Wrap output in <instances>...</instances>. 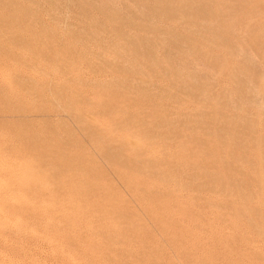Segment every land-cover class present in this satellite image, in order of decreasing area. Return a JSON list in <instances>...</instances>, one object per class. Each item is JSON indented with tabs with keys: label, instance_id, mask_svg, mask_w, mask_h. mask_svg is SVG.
<instances>
[{
	"label": "rangeland",
	"instance_id": "374dc122",
	"mask_svg": "<svg viewBox=\"0 0 264 264\" xmlns=\"http://www.w3.org/2000/svg\"><path fill=\"white\" fill-rule=\"evenodd\" d=\"M48 1L0 0V264H264V0Z\"/></svg>",
	"mask_w": 264,
	"mask_h": 264
},
{
	"label": "bare ground",
	"instance_id": "6f19581e",
	"mask_svg": "<svg viewBox=\"0 0 264 264\" xmlns=\"http://www.w3.org/2000/svg\"><path fill=\"white\" fill-rule=\"evenodd\" d=\"M50 1V0H49ZM48 1V2H49ZM58 1V0H57ZM90 1V0H89ZM87 1H84V3H86ZM196 2H199V5L198 6H195V7H191V9H193V11L191 12V14L192 15H195V16H197V15H200V16H202L203 18H206V19H212V20H216L217 22H220V21H223V16L222 15H217V14H213V13H204L203 11H204V8L205 7H207V5L209 6L210 4H211V2L212 3H214V0H196ZM56 3V2H55ZM113 3V2H112ZM97 4V3H96ZM95 4V5H96ZM115 3H113V5H114ZM217 4V3H216ZM91 5V4H90ZM125 5V4H124ZM229 5V4H228ZM77 7V6H76ZM81 8H82V6H80ZM118 7V6H117ZM124 7V6H123ZM128 7V6H127ZM181 7V6H180ZM96 8V7H95ZM67 9V8H66ZM168 9V8H167ZM97 10V9H96ZM138 12H139V10L138 9H136ZM144 10V9H143ZM156 10V9H155ZM105 11V10H104ZM109 11V10H108ZM130 11V10H129ZM183 11H186V10H181V13L183 12ZM220 12V11H219ZM104 13V12H103ZM103 13H102V15H103ZM145 13V12H144ZM174 13V12H173ZM176 13V12H175ZM135 14V13H134ZM145 14H147V13H145ZM172 14V13H171ZM190 14V13H189ZM49 15V14H48ZM136 15V14H135ZM150 15V13H148V16ZM224 15V14H223ZM137 16V15H136ZM139 16V15H138ZM137 16V17H138ZM145 15L143 14V17H144ZM145 17V18H150V17ZM75 17V16H74ZM154 17H155V15H154ZM134 18V17H133ZM138 18H140V17H138ZM64 19H65V17H64ZM123 19V18H122ZM135 19H137V18H135ZM151 19V18H150ZM145 21H147V19L145 20ZM149 22V21H148ZM190 22V21H189ZM196 22V21H195ZM16 23V22H15ZM194 23V22H193ZM166 26H168V24L166 25ZM208 26V25H207ZM137 27V26H136ZM208 28V27H207ZM105 29H106V27H105ZM101 30V29H100ZM86 38V37H85ZM8 40V39H7ZM214 42V41H213ZM152 45V44H151ZM134 48V47H133ZM141 48H143V47H141ZM192 48V47H191ZM255 48V47H254ZM134 49H137L136 47L134 48ZM132 50V49H131ZM165 50V49H164ZM190 50V49H189ZM238 50V49H237ZM196 51V50H195ZM165 52H167V51H165ZM227 52V51H226ZM192 53V52H191ZM194 53V52H193ZM228 53V52H227ZM134 54V53H133ZM166 54V53H165ZM190 54V53H189ZM122 55V54H121ZM136 55V54H135ZM173 55V54H172ZM249 56V55H248ZM124 57V56H123ZM136 57V56H135ZM155 59V58H154ZM235 59V58H234ZM127 60V59H126ZM134 60V59H133ZM211 60H212V58H211ZM130 61V60H129ZM128 61V62H129ZM138 66V65H137ZM138 69V68H137ZM150 69V68H149ZM260 69V68H259ZM125 70V69H124ZM261 70V69H260ZM221 71V70H220ZM263 71V70H262ZM151 72V71H150ZM241 73V72H240ZM263 74H264V72H263ZM151 76V75H150ZM161 76V75H160ZM168 76V75H167ZM244 76V75H243ZM252 76H253V73H252ZM149 77V76H148ZM152 77V76H151ZM177 77V76H176ZM180 77V76H179ZM168 79H169V76H168ZM232 79V78H231ZM251 79H253V77L251 78ZM154 80V79H153ZM233 81V80H232ZM234 82V81H233ZM172 83V82H171ZM140 85V84H139ZM154 85V84H153ZM213 85V84H212ZM236 85V84H235ZM237 87V86H236ZM107 88V87H106ZM110 90V89H109ZM112 90V89H111ZM187 93H188V91H187ZM238 95H240V94H238ZM174 96V95H173ZM208 96V95H207ZM181 97V96H180ZM196 98V97H195ZM237 98V97H236ZM160 99H161V97H160ZM183 99V98H182ZM259 99V98H258ZM263 99V98H262ZM251 100V99H250ZM201 101V100H200ZM241 101V100H240ZM252 101V100H251ZM259 101L260 102H262V100H260L259 99ZM257 102H258V100H257ZM256 102V103H257ZM248 107V106H247ZM250 109V108H249ZM244 111V110H243ZM247 113V112H246ZM200 114V113H199ZM235 115V114H234ZM233 115V116H234ZM238 116V115H237ZM241 117V116H240ZM144 119V118H143ZM142 120V119H141ZM144 121V120H143ZM147 121V120H146ZM254 121V120H253ZM145 122V121H144ZM172 126H174V125H172ZM166 127V126H165ZM249 128V127H248ZM251 128H252V126H251ZM235 131V130H234ZM257 133V135L258 136H260V132H256ZM171 134V133H170ZM221 135V134H220ZM252 137V136H251ZM141 141H143V140H141ZM145 141V140H144ZM241 141V140H240ZM243 145V144H242ZM263 156V155H262ZM173 162V161H172ZM230 165V164H229ZM228 165V166H229ZM172 167V166H171ZM230 169V168H229ZM232 178V177H231ZM251 179V178H250ZM259 185V184H258ZM205 190V189H204ZM210 190V189H209ZM248 191V190H247ZM214 192V191H213ZM246 196V195H245ZM264 197V196H263ZM263 200V199H262ZM253 208V207H252ZM225 210V209H224ZM235 214V213H234ZM225 219V218H224ZM124 223V222H123ZM114 238V237H113ZM116 238V237H115ZM110 239H112V238H110ZM109 242V241H108ZM151 249V248H150ZM155 250V249H154ZM153 250V251H154ZM105 257V256H104Z\"/></svg>",
	"mask_w": 264,
	"mask_h": 264
},
{
	"label": "snow or ice",
	"instance_id": "6c2138e0",
	"mask_svg": "<svg viewBox=\"0 0 264 264\" xmlns=\"http://www.w3.org/2000/svg\"><path fill=\"white\" fill-rule=\"evenodd\" d=\"M9 150H11V146H9Z\"/></svg>",
	"mask_w": 264,
	"mask_h": 264
}]
</instances>
